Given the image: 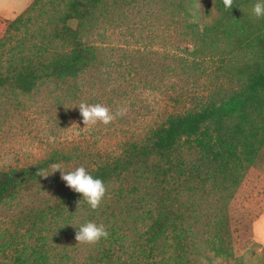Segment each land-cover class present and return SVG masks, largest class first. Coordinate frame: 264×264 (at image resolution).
<instances>
[{"label": "trees", "instance_id": "obj_1", "mask_svg": "<svg viewBox=\"0 0 264 264\" xmlns=\"http://www.w3.org/2000/svg\"><path fill=\"white\" fill-rule=\"evenodd\" d=\"M205 2L177 0L168 7L172 18L180 17L192 45L191 59L181 63V70L204 79L213 75L217 84L206 92L179 95L174 103L188 101L190 109L169 114L142 141L128 143L120 155L88 170L106 186L130 176L132 192L146 182V199L132 202L140 208L152 205L139 215L146 220L141 234L145 262L121 264H211L215 258H235L228 203L264 147V18L252 12L257 0H234L232 9H225L223 0ZM106 4L107 0H32L6 22L0 37V90L28 95L93 68L97 49L84 39L105 18ZM210 63L216 65L212 71ZM74 159L54 151L34 164L0 170V205L39 183L44 178L36 175L40 169L48 172L52 164ZM122 192L119 188L116 195ZM198 192L217 195L221 203L210 211L201 231L197 224L202 213L194 199ZM186 194L189 199L184 200ZM58 199L55 206L25 214L33 219L32 227L42 228L48 215L61 216L80 201L86 205L82 194L73 190ZM31 254V264L48 261L42 244ZM235 263L241 259L236 257ZM92 264H114L110 248L103 247Z\"/></svg>", "mask_w": 264, "mask_h": 264}, {"label": "rangeland", "instance_id": "obj_2", "mask_svg": "<svg viewBox=\"0 0 264 264\" xmlns=\"http://www.w3.org/2000/svg\"><path fill=\"white\" fill-rule=\"evenodd\" d=\"M170 1L177 0H107L105 18L84 39L97 49L93 68L77 79L44 84L28 95L0 90V170L34 164L54 151L75 157L61 165L65 173L81 166L94 169L120 155L128 143L142 141L169 114L192 107L188 101L177 104L173 99L185 92H206L217 84L213 75L204 79L181 70V63L191 59L192 45L180 17L172 18ZM31 2L0 0V37L6 22ZM215 66L210 63V70ZM81 103H99L113 113L121 108L127 111L107 126L84 128ZM255 162L228 203L232 254L241 259L240 264H264V147ZM53 172L51 168L47 178L0 205V262L19 264L25 259V264H31V252L40 244L48 255L45 264H92L103 247L110 248L114 264L145 262L141 234L146 220L139 215L152 205L140 208L132 202L146 199V182L134 192L130 176L121 184L113 182L98 210L80 203L61 216L48 215L42 228L32 227L33 219L26 213L55 206L58 195L72 190L60 171ZM119 188L123 192L116 195ZM198 193L202 196L195 194L194 199L202 213L197 224L201 231L210 211L221 203L216 202L217 195ZM89 221L103 224L109 237L95 245H78L76 233ZM235 258H215L211 264H237Z\"/></svg>", "mask_w": 264, "mask_h": 264}, {"label": "clouds", "instance_id": "obj_3", "mask_svg": "<svg viewBox=\"0 0 264 264\" xmlns=\"http://www.w3.org/2000/svg\"><path fill=\"white\" fill-rule=\"evenodd\" d=\"M233 3L234 0H223L225 9H232ZM252 12L255 17L264 18V0H257L253 5ZM78 107L83 118L84 128L96 126L98 123L107 126L116 120L117 117L126 115L127 111L125 108H121L113 113L108 107L99 103H81ZM50 167L54 170L53 173L57 171L62 173L61 179L66 182V186L71 188L74 192L82 194L83 201H85L93 211L100 208L108 193V188L102 179L94 178L83 166L67 173L61 170V164L59 163L52 164ZM36 175L44 178L49 176L46 169H40L37 171ZM80 203L81 201L78 202V208ZM108 237L109 232L103 224L98 225L95 222L89 221L79 227L75 238L78 241V245H95L102 239L107 240ZM0 264H7V262L3 261L0 262Z\"/></svg>", "mask_w": 264, "mask_h": 264}]
</instances>
